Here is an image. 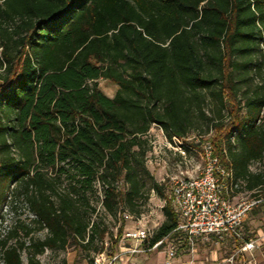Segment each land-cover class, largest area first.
Wrapping results in <instances>:
<instances>
[{"label":"trees","instance_id":"1","mask_svg":"<svg viewBox=\"0 0 264 264\" xmlns=\"http://www.w3.org/2000/svg\"><path fill=\"white\" fill-rule=\"evenodd\" d=\"M200 124L196 146L211 131L218 161L264 198V0H0V214L22 201L33 215L0 240L3 263L118 251L124 215L165 199L151 126L172 141ZM161 213L149 245H188L168 199Z\"/></svg>","mask_w":264,"mask_h":264},{"label":"built area","instance_id":"2","mask_svg":"<svg viewBox=\"0 0 264 264\" xmlns=\"http://www.w3.org/2000/svg\"><path fill=\"white\" fill-rule=\"evenodd\" d=\"M201 149L203 165L200 173L195 177L171 179L173 183L168 200L179 215L176 231L185 237L192 251L198 243L209 242L212 237H215L218 243L232 239L239 243L240 251L251 250L254 244L244 240L242 223L252 207L264 201V198L242 199L236 203L230 201L227 195L236 191L238 181H235L231 171L225 169L218 161L209 141L203 142ZM4 208L7 206L2 208L0 214V240L9 229L6 215L3 213V210L7 209ZM152 234L153 231L143 224L125 229L118 240V251L112 255L98 253L93 263L115 264L125 254L160 249L166 254L163 264H171L170 260L177 250L175 244L168 241L163 248H159L166 239L163 237L149 245ZM0 256L2 257V253Z\"/></svg>","mask_w":264,"mask_h":264},{"label":"rangeland","instance_id":"3","mask_svg":"<svg viewBox=\"0 0 264 264\" xmlns=\"http://www.w3.org/2000/svg\"><path fill=\"white\" fill-rule=\"evenodd\" d=\"M98 85L99 88L110 97L114 95L117 89L116 85L104 79H100ZM205 107L207 108V106ZM200 125L201 127L198 128V130L191 131L184 140L173 139L172 141H168L164 137L162 130L157 125L151 126L147 134L150 148L146 154V165L156 181L166 183L164 190L165 199L155 194V192L150 191L148 199L141 207V214L138 218L129 215L124 216L125 225L123 230L134 228L138 224H143L145 227H148L150 231H154L163 219L161 207L164 205L165 200L168 199L173 183V180L171 179L195 177L200 173L203 165L201 151L202 145L201 147L196 145H198L200 140L199 134L201 132L203 133V131L205 132L206 128L205 124ZM204 135V139L207 140L212 136V132L210 131ZM251 169L253 171L262 169V163H252ZM243 189V183L238 180L236 191L243 193ZM240 197L244 200L248 199L247 194L244 193ZM4 209H7L3 210V213L6 215L5 218L9 227L11 224L14 225L17 220L30 223L31 218L33 217L22 201L17 204V209L14 212H10L9 207ZM98 209L101 210L99 205ZM7 213H10L11 218ZM137 219H140V221H137ZM104 223L109 227V230L113 234L116 232L118 222L110 217H105ZM43 236V231L34 232L31 235L33 239L42 238ZM20 237L21 239L23 238L22 236ZM108 240V237L104 240L105 247L108 245ZM25 241L28 242V238H25ZM106 252L108 253V251ZM90 253L93 258L96 256L95 253ZM21 257L23 264H26V255L24 252H22ZM37 258L42 264H87V259L84 257V254L70 246L65 250H45L42 254H39ZM0 264H4L1 256Z\"/></svg>","mask_w":264,"mask_h":264},{"label":"crops","instance_id":"4","mask_svg":"<svg viewBox=\"0 0 264 264\" xmlns=\"http://www.w3.org/2000/svg\"><path fill=\"white\" fill-rule=\"evenodd\" d=\"M243 190L249 198L251 191ZM243 193L235 191L227 196L236 203L243 199L240 197ZM241 230L245 241L253 242L251 250L240 251L238 242L227 239L218 243L212 237L209 242L198 243L194 251L189 245L179 247L170 260L171 264H264V201L252 207L244 218ZM165 260V251L153 249L145 253L125 254L115 264H163Z\"/></svg>","mask_w":264,"mask_h":264}]
</instances>
